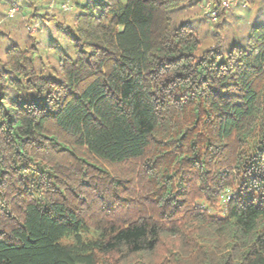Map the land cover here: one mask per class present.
<instances>
[{"label":"trees","instance_id":"obj_1","mask_svg":"<svg viewBox=\"0 0 264 264\" xmlns=\"http://www.w3.org/2000/svg\"><path fill=\"white\" fill-rule=\"evenodd\" d=\"M52 1L0 0V264H264V2Z\"/></svg>","mask_w":264,"mask_h":264},{"label":"rangeland","instance_id":"obj_2","mask_svg":"<svg viewBox=\"0 0 264 264\" xmlns=\"http://www.w3.org/2000/svg\"><path fill=\"white\" fill-rule=\"evenodd\" d=\"M253 1L254 0H251L247 5L249 7H247L244 6L245 0H238V4L234 5L231 8L225 9L226 10L225 17L228 20L226 24L221 27L216 28L214 24L209 22H206L204 24L202 23L200 27H201V33L204 43L207 46L213 45L214 43L217 42V37L221 36L222 41L220 43L226 45L225 49L228 50L234 42L236 44H240L241 42H244V39L249 34L247 23H249L254 19L255 15L257 14V9L260 6V3L258 2L252 5ZM260 1L264 2V0H260ZM56 4L59 5L60 3L58 2ZM50 6H53V4L51 3ZM11 8L9 10V13H11ZM15 8L16 10L13 13V15L12 14L10 15L14 16L15 18L17 16H20L21 18L26 20L27 18L24 16L25 12L22 13V10L19 6H16ZM260 14L263 18L264 11L260 10ZM34 27L36 28V25ZM34 27L31 28L32 32L34 31L33 29ZM215 31L218 32V35L216 36H215ZM16 36H21L22 39L26 37V35L22 32V30H19ZM216 209L218 210L216 214H221L219 212L221 208L218 206Z\"/></svg>","mask_w":264,"mask_h":264},{"label":"built area","instance_id":"obj_3","mask_svg":"<svg viewBox=\"0 0 264 264\" xmlns=\"http://www.w3.org/2000/svg\"><path fill=\"white\" fill-rule=\"evenodd\" d=\"M251 0H245L244 6H247ZM201 8L203 18L212 24H215L220 18V10L228 9L238 4V0H198ZM54 4V0L52 2ZM66 10H72V0H62L60 4ZM16 8H11V13L15 12ZM35 30V27L33 28ZM232 196L231 189H227L222 199L224 202L228 201Z\"/></svg>","mask_w":264,"mask_h":264}]
</instances>
